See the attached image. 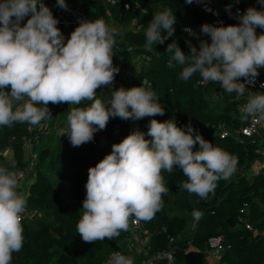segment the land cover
I'll list each match as a JSON object with an SVG mask.
<instances>
[{
  "label": "clouds",
  "instance_id": "obj_1",
  "mask_svg": "<svg viewBox=\"0 0 264 264\" xmlns=\"http://www.w3.org/2000/svg\"><path fill=\"white\" fill-rule=\"evenodd\" d=\"M56 3L68 9L66 0ZM258 3L262 10L249 7L237 14L239 24L205 23L199 34L192 32L197 39L210 37V42L199 40V49L186 41L190 53L185 54L173 41L166 53L171 54L168 67L182 66L180 80L187 82L198 73L205 83H217L229 94H247L242 112L264 118V92L248 88L264 68V31L257 33V28L264 30V0ZM58 24L44 0H0V127L37 126L52 118L50 103L88 101L87 107L69 110L62 132L73 147H79L92 142L111 118L138 121L165 114L156 93L143 85L113 89L106 101L97 97V90L111 88L120 71L113 63L116 28L102 19L83 21L65 42ZM175 24L171 9L155 13L145 30V47L151 50L163 44L174 35ZM237 165L236 156L204 139L191 124L180 127L174 119L153 118L147 133L139 128L132 131L89 168L77 232L85 243L114 240L129 230L130 218L150 220L169 192L163 173L176 167L187 177L179 188L207 199L219 180L235 174ZM19 187L17 173L0 166V264H12L13 254L24 245L27 199ZM192 215L199 219L203 214L194 210ZM106 264H133V259L116 252Z\"/></svg>",
  "mask_w": 264,
  "mask_h": 264
},
{
  "label": "trees",
  "instance_id": "obj_2",
  "mask_svg": "<svg viewBox=\"0 0 264 264\" xmlns=\"http://www.w3.org/2000/svg\"><path fill=\"white\" fill-rule=\"evenodd\" d=\"M132 1L81 0V8L90 20L102 19L107 24L113 21L122 26L117 32L113 57L114 66L120 71L111 88L102 86L97 90V97L106 101L113 89L143 85L156 93L165 107V114L138 121L111 118L105 130L95 133L92 142L79 147H73L67 135H62L63 131L42 144L34 167L36 175L26 196L27 206L37 212L22 221L24 245L19 253L13 254L12 264H106L114 251L128 252L127 243L118 239L83 242L76 225L82 217L89 168L110 154L112 145L121 142L132 131L139 128L147 133L153 118L159 121L174 119L180 127L191 124L204 139L236 156L238 165L231 178L217 182L214 193H210L207 199L179 188V184L187 180L179 167L172 173H163L169 192L162 196L161 210L144 221L152 234L150 253L173 245L175 264H184L190 246L206 251L209 237L221 233L225 249L216 264H264V167L256 173L253 171L254 162L261 158L257 151L259 140L247 137L241 130L246 116L239 104L247 99V95L229 94L217 83H205L198 73L187 82L182 81L178 78L182 66H167L171 57L166 53L168 44L176 41L185 54L190 53L186 41H191L199 49V40L210 42V37L200 35L197 39L191 33L199 34L205 23L219 26L217 17L198 5L185 4L184 0H136L139 6ZM212 1L219 16L225 20L224 26L240 23L237 10L243 0ZM125 3H129V8ZM229 7L231 12L226 11ZM250 7L262 10L258 0H252ZM165 9H171L176 16L175 33L163 44L153 45L149 50L145 47V30L153 15ZM134 19L142 25L141 29L127 28ZM184 27H191V31ZM261 31L264 30L257 28L258 34ZM136 57L146 65L138 66ZM89 104L88 101L81 105L66 103L61 107L50 103L52 118L40 124L49 120L53 122L54 116L63 112L68 116L72 107H87ZM223 123L234 133L221 136L220 125ZM30 127L27 123L0 127V166L17 174L26 168L24 138L44 140L42 129L32 131ZM36 134H39L38 139ZM198 148L197 144L194 150ZM6 149L12 151L11 156L5 154ZM176 207L190 213L198 210L203 215L195 220L192 229H188L190 218ZM228 218H232L234 225L228 222ZM131 235L129 227L119 237L129 239ZM157 264L169 263L160 260Z\"/></svg>",
  "mask_w": 264,
  "mask_h": 264
},
{
  "label": "built area",
  "instance_id": "obj_3",
  "mask_svg": "<svg viewBox=\"0 0 264 264\" xmlns=\"http://www.w3.org/2000/svg\"><path fill=\"white\" fill-rule=\"evenodd\" d=\"M112 3L117 2L118 0H110ZM242 1V0H241ZM252 0H245L243 5L237 10L238 13H242L246 11L251 6ZM45 4L49 6V4L44 0ZM133 4L139 6V2L136 0L132 1ZM185 4L191 5H198L202 7L204 10L211 12L214 14L217 19L216 22L218 24L225 23V20L219 16L218 9L214 5L212 0H192L191 3H188L187 0H184ZM66 4L68 5V9L64 10L61 8L52 9L53 15L59 20L58 26L62 29L66 27L73 26L78 27L79 24L83 21L90 20L88 15L85 11L81 8V0H66ZM125 7L129 8V3H125ZM26 17L21 23L26 24L27 19ZM121 28L122 26L119 25ZM129 29H141L142 25L134 19L128 26ZM187 31H191V27H184ZM259 76L256 78L254 85H248L250 91L254 93H262L264 92V87H261L264 84V68L259 70ZM247 99L242 101L239 104V108L242 112L243 106L246 104ZM66 103L58 104L59 106H64ZM245 116V114L242 112ZM38 127H30V130H35ZM242 132L247 136L253 139L259 140V146L257 148L258 153L260 154L261 158H258L253 164V171L256 173L262 167H264V118H261L259 115H251L246 116V122L241 127ZM230 133H234V131L230 130L225 123L220 125V134L221 136H227ZM237 135V133H235ZM35 138H39V134L35 135ZM35 142L32 138L25 137L24 138V149L25 155H27V165L26 168L20 171L17 176L18 180H22L26 176L27 169L35 167L38 158L39 152L35 149H28L31 147L32 143ZM9 149L4 151L7 153ZM36 210H31L27 206V210L24 213V218L27 216H32ZM145 220H136L134 217L130 218L129 225L132 230V235L129 237L126 245V250L128 252H122L120 250L114 251L113 253L119 252L126 257H133L137 252L140 253L141 259L140 261L136 262L135 264H157L160 260H166L169 264H175V247L173 245L169 246L165 250H157L156 252L150 253V238L151 232L144 230L145 228ZM248 227H251L250 224L247 223ZM173 240V238L171 239ZM191 249H198L197 247L190 246L189 250ZM225 249L224 245V237L221 233L215 234L209 237L208 239V248L204 253V263L203 264H216L217 259H219L221 253ZM200 250V249H199ZM112 253V254H113ZM111 254V256H112Z\"/></svg>",
  "mask_w": 264,
  "mask_h": 264
},
{
  "label": "crops",
  "instance_id": "obj_4",
  "mask_svg": "<svg viewBox=\"0 0 264 264\" xmlns=\"http://www.w3.org/2000/svg\"><path fill=\"white\" fill-rule=\"evenodd\" d=\"M102 1H106V0H102ZM46 2L49 4L50 8H52V9L59 8L57 6L56 0H46ZM109 25L112 26V27H114V28H116L117 29V32L121 30V27L119 26V24H115L113 21L109 22ZM74 30H75V27H73V26H69V27H66L65 29H63V34H64V37H65V42H67V39L70 38V35H71V33ZM135 59H136V63L138 64V66H141V64L146 65V62L145 61H142L139 57H136ZM117 60L115 61V63H117ZM8 91H10V87H9ZM66 120H67L66 112H63V114H61V115H57L56 117L54 116L53 122H51L49 120L47 122H44V123L38 125V128H40L42 130H43L44 127L46 128L49 125V127H47V128L48 129L50 128V130L47 129V131H43V138H44V140L42 142H39V141L33 142L32 145H31V147L28 149V151L30 149H35V150L39 151L40 146L42 144H44V143H47L48 139H50L49 138L50 136L52 137L56 133H58L60 131H63L66 128ZM54 124H55V127L53 128L52 126ZM11 153H12V151L9 149L7 151V153H5V154L11 156ZM25 156L27 157V155H25ZM35 175H36L35 168L34 167L29 168V169H27L25 178L19 181V185H20L19 190L21 191V193H23V195L25 197L29 193L30 184L34 180ZM176 210L179 211V212H181V213L187 214V216L190 218L189 223L190 222L192 223L191 226L188 224V229H192L193 226H194V224H195V220H196V219L193 218L192 213L186 212L182 208H177V207H176ZM144 230L149 231V229L146 226H145ZM115 239H118L119 240V236L117 238H115ZM135 256H136V257H134L135 259L132 257L134 259V261H135L134 263L140 261V259H141V256H140V253L139 252H137L135 254Z\"/></svg>",
  "mask_w": 264,
  "mask_h": 264
},
{
  "label": "water",
  "instance_id": "obj_5",
  "mask_svg": "<svg viewBox=\"0 0 264 264\" xmlns=\"http://www.w3.org/2000/svg\"><path fill=\"white\" fill-rule=\"evenodd\" d=\"M245 2V0H243ZM228 222L234 225L232 218H228ZM204 253L199 249L188 250L185 254L184 264H203Z\"/></svg>",
  "mask_w": 264,
  "mask_h": 264
},
{
  "label": "rangeland",
  "instance_id": "obj_6",
  "mask_svg": "<svg viewBox=\"0 0 264 264\" xmlns=\"http://www.w3.org/2000/svg\"><path fill=\"white\" fill-rule=\"evenodd\" d=\"M246 95H247V94H246ZM47 127H49V125H48ZM47 127H46V128L44 127L42 131H47V129H48ZM52 127L54 128V127H55V124H54ZM53 128H52V129H53ZM48 130H50V128H49ZM49 138L52 139L51 136H50ZM50 139H48L47 142H50ZM63 195L65 196V194H63ZM189 225L191 226L192 223L190 222ZM119 241H121V242H125V244H126L127 241H128V238L125 239V236H124V237H119ZM217 261H218V259H217ZM217 261H216V263H217Z\"/></svg>",
  "mask_w": 264,
  "mask_h": 264
}]
</instances>
